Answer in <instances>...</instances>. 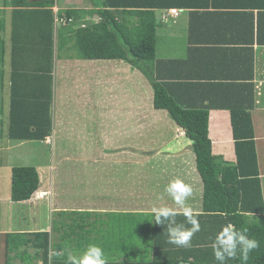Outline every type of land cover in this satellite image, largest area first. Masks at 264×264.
Here are the masks:
<instances>
[{
    "label": "crops",
    "instance_id": "obj_1",
    "mask_svg": "<svg viewBox=\"0 0 264 264\" xmlns=\"http://www.w3.org/2000/svg\"><path fill=\"white\" fill-rule=\"evenodd\" d=\"M86 1L89 6L82 3L74 8L93 9L91 1ZM188 2L192 5L156 11L155 74L184 108L208 109L212 154L229 164L236 162L230 109L247 107L264 202V0ZM2 3L0 30L4 33L0 35L5 38L4 56L11 74L0 96V170L34 167L39 188L29 200L12 202L10 184L0 172V264H49L50 256L51 264H69L68 256L82 253L89 244L104 249L108 264H155L162 258L164 250L160 249L170 244L168 236L162 237L151 209L177 207L165 192L170 181L179 178L191 186L186 206L197 218L204 216L203 182L191 142L167 111L154 108L150 82L130 64L59 58L58 51L53 52L49 81L51 134L39 142L11 140L12 47L32 26L26 42L30 47L38 30L26 21L29 13L17 12L20 8L11 0ZM64 6L58 7L57 2L53 13L71 8ZM35 9L40 10L31 7L28 11ZM168 10L183 11L170 18ZM27 52L30 58L24 65L34 70L37 61ZM32 143L49 149V161L42 157L36 164H20L31 161L24 156L29 155ZM246 215L251 221L252 215ZM118 217L128 222L137 217L153 220L150 242L142 243L145 255L143 247L130 240L129 231L137 227ZM176 219L191 227L182 214ZM109 220L120 233L128 231L130 236L115 235L107 228ZM137 231L143 234L141 228ZM46 238L48 260L44 262Z\"/></svg>",
    "mask_w": 264,
    "mask_h": 264
},
{
    "label": "trees",
    "instance_id": "obj_2",
    "mask_svg": "<svg viewBox=\"0 0 264 264\" xmlns=\"http://www.w3.org/2000/svg\"><path fill=\"white\" fill-rule=\"evenodd\" d=\"M59 1L11 0L14 7L20 8L17 12L29 13L26 21L37 28L38 36L28 48L27 35L21 41L17 37L12 47L9 138L39 142L51 134L53 94L49 81L53 70L54 43L59 58L122 60L140 71L150 82L154 108L167 111L185 132L191 142L204 188V216L198 217L201 230L196 233L200 241H191L190 248L178 247L177 250L175 245L170 244L166 250L160 249L164 250L161 251L162 258L154 263L219 264L213 255L212 243L222 227L232 223L238 229L247 228L249 238L260 243V247L249 254L247 264H264V202L258 179L251 116L245 111L247 107L230 109L236 162L234 165L229 164L212 154V142L208 136V109L184 108L169 95L155 74L156 11L192 5L189 0H90L93 9L67 8L59 11L58 18L66 19L67 26H60L56 31L52 8ZM31 7L40 10L28 11ZM87 15L90 18L94 16V19L98 17L99 20L85 21ZM27 51L31 52L32 60L34 58L37 61L36 69L30 72L24 63L20 64L21 56L29 53ZM4 54V41L0 36V96L4 85ZM44 62L47 64L45 69ZM38 188L39 175L34 167L11 169L12 202L29 200ZM246 214L252 215L251 221L247 222ZM158 229L162 237L164 234L167 236L165 225H159ZM43 248V260L47 262V238ZM225 264H241V260L239 257L229 259Z\"/></svg>",
    "mask_w": 264,
    "mask_h": 264
},
{
    "label": "clouds",
    "instance_id": "obj_3",
    "mask_svg": "<svg viewBox=\"0 0 264 264\" xmlns=\"http://www.w3.org/2000/svg\"><path fill=\"white\" fill-rule=\"evenodd\" d=\"M170 11L172 10L166 11V16L174 18L183 10H176L177 15H171ZM58 12V10L54 12L55 18L59 17ZM64 26H67V24ZM165 192L172 198L177 207L153 206L151 211L154 215L155 224L167 226L169 244L190 248L193 236L201 230L197 218L198 214H195L190 207L186 206V200L191 196L192 188L190 185L185 184L183 180L177 178L169 182ZM181 214L191 227H186L185 223L177 222L176 217ZM248 233L247 228L238 229L232 223L224 225L212 243L215 260L219 264H225L227 260L239 257L241 264H247L249 254L260 247L259 241L249 238ZM68 261L69 264H108V256L100 245L89 244L82 253L69 255ZM49 264H51V256L49 257Z\"/></svg>",
    "mask_w": 264,
    "mask_h": 264
},
{
    "label": "rangeland",
    "instance_id": "obj_4",
    "mask_svg": "<svg viewBox=\"0 0 264 264\" xmlns=\"http://www.w3.org/2000/svg\"><path fill=\"white\" fill-rule=\"evenodd\" d=\"M3 0H0V4H3L2 3ZM90 1V0H89ZM66 3V4H65ZM82 3H85L84 6H86V3H88V6H89V2L86 1V0H60L58 2V7H71V8H74V7H78L80 4ZM87 19H94V17L90 18L88 15L86 16ZM97 21H98V17H97ZM55 29H58L60 27V24H55ZM33 32V27L32 26H29V28L26 30V33L25 35H30V33ZM3 30H0V34H3ZM1 36V35H0ZM34 37H36L34 34H33ZM2 38V37H1ZM4 38V37H3ZM2 38V39H3ZM5 39V38H4ZM3 39V41H4ZM162 42H160L161 44ZM6 46H5V55L7 56V52H6ZM53 50L56 52L58 51L56 49V44L54 43L53 45ZM4 56V62H3V66H2V69H3V72H4V85H7V80H9V77H10V74H8L7 72V57ZM29 58H30V54L27 53V55L25 56V60H22L21 63H25L27 64L28 61H29ZM21 66V65H20ZM25 68L28 70V72H30L31 68L28 67V66H25ZM8 87V85H7ZM257 126H260V122H258ZM31 146L33 147H30V151H28L29 155H25L24 157H31V161H25L26 163H20V164H36V162H39L42 157L44 159H48L49 161V149L45 146V145H42V144H37V143H32ZM16 162V160H15ZM13 166H17L16 164H13ZM0 172H2V178H3V181L5 180L7 184H10V180H9V177L11 175V170L8 169V170H0ZM118 219H120L122 222L124 223H127L128 222V218H125V217H118ZM181 220L183 219H179V222H181ZM133 222L134 224V227H137L136 229L132 230V231H129L131 233L132 236H130V234L128 233V231L124 232V233H120L119 230L113 226V221L112 220H109V223H110V226H108L107 228H109L110 230H112L115 235H121L123 237H129L130 236V240L131 242L133 243V245L135 246H142L143 247V253L145 255V250H146V245L148 242H150V234L152 235V232H153V229H152V226L151 224H153V220L151 218H143V217H137L135 219H133V221H129L128 224H131ZM249 222V221H247ZM118 224V223H116ZM119 227V226H117ZM142 229L143 230V234H139L137 230L139 229ZM85 232V231H84ZM87 232V231H86ZM141 241V242H140ZM192 241L193 242H199L200 239L198 237H196L195 235L193 236L192 238ZM140 242V244H139ZM142 243H144V245H142Z\"/></svg>",
    "mask_w": 264,
    "mask_h": 264
},
{
    "label": "built area",
    "instance_id": "obj_5",
    "mask_svg": "<svg viewBox=\"0 0 264 264\" xmlns=\"http://www.w3.org/2000/svg\"><path fill=\"white\" fill-rule=\"evenodd\" d=\"M170 14L171 15H177V11L176 10H172V11H170ZM55 23L64 26V25L67 24V20L64 19V18H58L57 17V18H55ZM181 135H183L184 137H186V134H185V132L183 130H181Z\"/></svg>",
    "mask_w": 264,
    "mask_h": 264
},
{
    "label": "water",
    "instance_id": "obj_6",
    "mask_svg": "<svg viewBox=\"0 0 264 264\" xmlns=\"http://www.w3.org/2000/svg\"><path fill=\"white\" fill-rule=\"evenodd\" d=\"M30 2H40V1H50V0H29ZM179 264H190V263H184L180 262Z\"/></svg>",
    "mask_w": 264,
    "mask_h": 264
}]
</instances>
